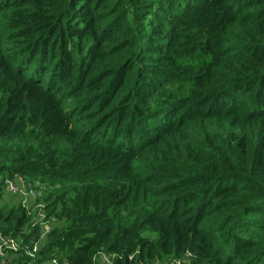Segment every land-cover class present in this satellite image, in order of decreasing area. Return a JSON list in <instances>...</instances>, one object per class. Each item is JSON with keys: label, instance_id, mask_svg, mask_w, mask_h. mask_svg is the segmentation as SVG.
<instances>
[{"label": "trees", "instance_id": "1", "mask_svg": "<svg viewBox=\"0 0 264 264\" xmlns=\"http://www.w3.org/2000/svg\"><path fill=\"white\" fill-rule=\"evenodd\" d=\"M18 178L0 264H264V0H0Z\"/></svg>", "mask_w": 264, "mask_h": 264}, {"label": "built area", "instance_id": "2", "mask_svg": "<svg viewBox=\"0 0 264 264\" xmlns=\"http://www.w3.org/2000/svg\"><path fill=\"white\" fill-rule=\"evenodd\" d=\"M4 189L7 193H11V195H16L19 198H23L21 199L23 204L28 203V200H30L29 198L33 195L32 191H27V188L24 186L23 180L21 178H18L17 181H4ZM38 207H41V205H38ZM37 224L39 231L38 238H43L44 234L50 230V225L44 221L38 222ZM18 241L10 236L0 235V259L9 253L15 254L19 249ZM32 250L33 252H36L37 245L34 246ZM103 260L106 263H109V260L107 258H103L102 261Z\"/></svg>", "mask_w": 264, "mask_h": 264}, {"label": "water", "instance_id": "3", "mask_svg": "<svg viewBox=\"0 0 264 264\" xmlns=\"http://www.w3.org/2000/svg\"><path fill=\"white\" fill-rule=\"evenodd\" d=\"M38 237H39V231H37L34 234L33 243H35L37 241ZM196 250H197V245H194V244L190 243L188 248H187V256L194 255L196 253ZM187 256H184L183 259L186 260Z\"/></svg>", "mask_w": 264, "mask_h": 264}, {"label": "rangeland", "instance_id": "4", "mask_svg": "<svg viewBox=\"0 0 264 264\" xmlns=\"http://www.w3.org/2000/svg\"><path fill=\"white\" fill-rule=\"evenodd\" d=\"M9 195H11V193H8ZM6 196L5 195V197H2V198H0V206H1V204H3L4 202H6V203H14V204H19V200H15V199H17V198H15V197H12V196H16V195H11V196ZM12 198V200H10L11 198ZM6 201H5V200ZM33 201V200H32ZM28 202H30L31 203V201L30 200H28Z\"/></svg>", "mask_w": 264, "mask_h": 264}]
</instances>
